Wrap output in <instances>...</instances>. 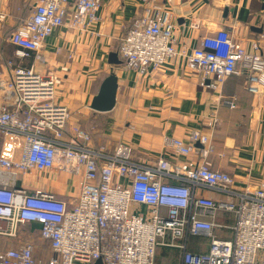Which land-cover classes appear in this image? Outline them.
<instances>
[{
	"label": "built area",
	"instance_id": "built-area-1",
	"mask_svg": "<svg viewBox=\"0 0 264 264\" xmlns=\"http://www.w3.org/2000/svg\"><path fill=\"white\" fill-rule=\"evenodd\" d=\"M104 1L37 0L7 39L15 51L11 79L0 82V264H158L170 252L178 255L174 264H264V181L250 190L210 169L211 145L198 131L167 145L186 162L137 161L124 145L106 155L69 124L67 107L56 101L58 79L21 64L32 54L44 64V42L62 27L97 36ZM253 49L223 29L179 48L170 13L149 6L117 53L138 74L180 58L214 90L243 77L254 95L264 90V57ZM56 173L79 179L75 197L46 190Z\"/></svg>",
	"mask_w": 264,
	"mask_h": 264
},
{
	"label": "crops",
	"instance_id": "crops-1",
	"mask_svg": "<svg viewBox=\"0 0 264 264\" xmlns=\"http://www.w3.org/2000/svg\"><path fill=\"white\" fill-rule=\"evenodd\" d=\"M36 2L0 0V82L11 79L8 62L15 49L7 39L30 16ZM149 6L170 13L179 48L195 47L223 29L247 51L257 46L264 57V0H105L98 12L101 23L93 27L97 36L62 27L44 42V64L36 63L33 54L21 64L58 79L56 101L67 107L69 124L90 135L94 149L112 155L124 145L137 161L149 163L164 155L173 163L186 162L167 145L172 139L186 142L198 131L211 145L209 168L229 175L237 187L254 189L264 181V90L250 94L243 77L236 76L214 90L180 58L145 74L126 69L117 53L119 39ZM110 53L116 54L118 65L108 63ZM111 73L118 85L114 108L106 113L92 111L90 103ZM55 177L47 191L64 198L77 195L78 178L66 173ZM198 242L189 241L191 252H196ZM41 247L46 249L44 244ZM172 254L177 262V253ZM171 256L164 253L159 260L169 262Z\"/></svg>",
	"mask_w": 264,
	"mask_h": 264
},
{
	"label": "water",
	"instance_id": "water-1",
	"mask_svg": "<svg viewBox=\"0 0 264 264\" xmlns=\"http://www.w3.org/2000/svg\"><path fill=\"white\" fill-rule=\"evenodd\" d=\"M108 63L118 65L120 61L117 59L115 53H110L108 56ZM117 78L114 74H109L101 83L97 94L93 97L89 108L92 111L99 113L110 112L115 105ZM94 264H101L99 261Z\"/></svg>",
	"mask_w": 264,
	"mask_h": 264
},
{
	"label": "rangeland",
	"instance_id": "rangeland-1",
	"mask_svg": "<svg viewBox=\"0 0 264 264\" xmlns=\"http://www.w3.org/2000/svg\"><path fill=\"white\" fill-rule=\"evenodd\" d=\"M225 216H226V217H229V215H225ZM229 224H231V222H229ZM189 241H190V243H191V242L196 243V242L199 241V239L192 238V239H190ZM171 255H173L172 252H170V256H171ZM171 257H172V259H170L169 262H167V261H163V262H162L161 260H159V261H158V264H174V260H173V259H174L175 256H171ZM161 262H162V263H161Z\"/></svg>",
	"mask_w": 264,
	"mask_h": 264
},
{
	"label": "trees",
	"instance_id": "trees-1",
	"mask_svg": "<svg viewBox=\"0 0 264 264\" xmlns=\"http://www.w3.org/2000/svg\"><path fill=\"white\" fill-rule=\"evenodd\" d=\"M120 58V57H119ZM120 60L122 61V59L120 58ZM105 79V78H104Z\"/></svg>",
	"mask_w": 264,
	"mask_h": 264
}]
</instances>
